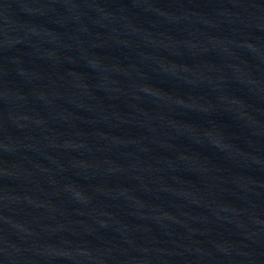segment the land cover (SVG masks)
<instances>
[{"label":"water","instance_id":"obj_1","mask_svg":"<svg viewBox=\"0 0 264 264\" xmlns=\"http://www.w3.org/2000/svg\"><path fill=\"white\" fill-rule=\"evenodd\" d=\"M0 264H264V0H0Z\"/></svg>","mask_w":264,"mask_h":264}]
</instances>
